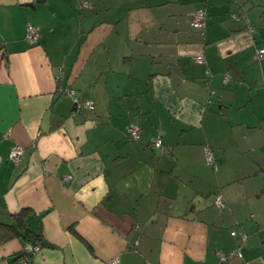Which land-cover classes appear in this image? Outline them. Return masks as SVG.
<instances>
[{
	"label": "crops",
	"instance_id": "1",
	"mask_svg": "<svg viewBox=\"0 0 264 264\" xmlns=\"http://www.w3.org/2000/svg\"><path fill=\"white\" fill-rule=\"evenodd\" d=\"M258 47L264 0H0V221L30 207L46 241L26 263L7 241L0 264H218L237 246L225 264H264ZM60 71L93 109L58 94Z\"/></svg>",
	"mask_w": 264,
	"mask_h": 264
},
{
	"label": "built area",
	"instance_id": "2",
	"mask_svg": "<svg viewBox=\"0 0 264 264\" xmlns=\"http://www.w3.org/2000/svg\"><path fill=\"white\" fill-rule=\"evenodd\" d=\"M81 5H86L87 7L91 8L92 5L90 2L88 1H84L83 4ZM233 17H235V15H233ZM190 23L194 28H203L204 24H205V10L203 8H198L196 9L194 12L191 13V19H190ZM26 37L28 38V40L30 41H35L38 38V32L36 30V27L32 24H27L26 25ZM256 57L258 59H261L262 57H264V47H260L256 50ZM193 60L196 63H203L204 62V57L203 55L197 54L195 56H193ZM56 82H57V90L59 92L65 93L67 95L72 96L74 94V90L71 89L70 87H62L61 86V71L60 74H58L56 76ZM76 102V99H74ZM75 109H78L80 107H85L87 109H92L93 108V102L90 100H87L85 102H83L81 105L79 103L76 102L75 105ZM126 136L128 137V139L130 140H138L140 138V128L136 123H130L126 126ZM162 139L161 137H157L154 139V141L152 142V146L153 147H162ZM24 153V147L21 145H14L10 151L9 154V158L11 160L14 161H19L22 157ZM205 155H206V160L208 162L213 161V154L211 152V150L206 149L205 150ZM70 179L69 175H65L62 177L63 181H67ZM222 202V197L221 195L216 196L215 198V203L216 205H221ZM230 234L232 236L235 235H239L241 238V241L244 242L246 239L247 234L243 231L237 230V229H232L230 231ZM137 242L135 241L134 244H136ZM40 245L39 244H32V243H26L24 245L23 248V254H22V258L24 259V263H26V261L28 260L29 256L34 253L35 251H37L39 249ZM231 256H237V257H241V251L240 249H235L231 252H229L228 254H219L218 258H219V262L218 264H224L225 262H227L228 257ZM113 264L118 262V258H114V260L111 261Z\"/></svg>",
	"mask_w": 264,
	"mask_h": 264
},
{
	"label": "trees",
	"instance_id": "3",
	"mask_svg": "<svg viewBox=\"0 0 264 264\" xmlns=\"http://www.w3.org/2000/svg\"><path fill=\"white\" fill-rule=\"evenodd\" d=\"M92 5V4H91ZM198 9V8H197ZM195 11V10H194ZM233 15H235V17H233ZM232 17L236 20L240 19L238 14H233ZM205 16H206V12H205ZM33 25V24H32ZM191 25V23H190ZM205 25V24H204ZM192 26V25H191ZM193 27V26H192ZM204 27V26H203ZM248 27V26H247ZM194 28V27H193ZM195 29H199L201 30L202 28H195ZM260 48V47H258ZM257 48V49H258ZM256 49V50H257ZM204 57V56H203ZM256 59L261 62L264 61V57H262L261 59H258L256 57ZM194 61V60H193ZM205 62V60H204ZM203 62V63H204ZM196 63V62H195ZM203 63H198V64H203ZM207 75H210V70H206ZM229 77L227 75H225L224 80H228ZM62 86V85H61ZM72 89V88H71ZM211 89V93L216 94L215 89L212 88L210 86ZM74 90V89H73ZM56 91L58 92V94H64L67 95L65 93L59 92L56 88ZM75 95V90H74V94L72 95L73 99H76L74 97ZM70 96V95H68ZM76 102L79 103L80 105L83 102H79L76 99ZM75 102V103H76ZM83 107L78 108V110H81ZM94 108V105H93ZM92 108V109H93ZM87 109V108H86ZM128 138V137H127ZM130 140V139H129ZM133 141V140H132ZM209 149L211 150L212 154H213V161L208 162L206 160V155H205V150ZM204 158L206 163L214 168V170L217 169V162L219 161L217 155L215 154L214 150L210 147V146H205L204 147ZM41 215L42 213H36L33 209H31L30 207H23L21 208L19 211L12 213L9 215L8 220H4V221H0V245L4 244L5 242L15 239V238H19L21 239L24 243H32V244H39V245H45L46 241L43 238V233H42V224H41ZM71 230H73L71 228ZM247 237V236H246ZM237 249H240L239 246L236 247ZM235 248V249H236ZM234 249V250H235ZM233 251V250H232ZM241 251V250H240ZM231 252V251H230ZM224 254V253H223ZM242 254V253H241ZM237 257V256H236ZM242 257V256H241ZM228 259H230V257H228ZM228 261V260H227ZM226 263V262H225ZM224 263V264H225Z\"/></svg>",
	"mask_w": 264,
	"mask_h": 264
},
{
	"label": "rangeland",
	"instance_id": "4",
	"mask_svg": "<svg viewBox=\"0 0 264 264\" xmlns=\"http://www.w3.org/2000/svg\"><path fill=\"white\" fill-rule=\"evenodd\" d=\"M255 16V18H258V19H260L256 14L254 15ZM232 229H234V228H232ZM240 240H241V238H240Z\"/></svg>",
	"mask_w": 264,
	"mask_h": 264
}]
</instances>
